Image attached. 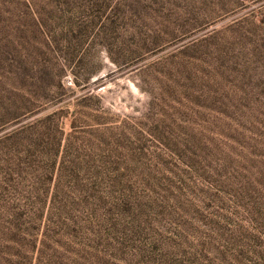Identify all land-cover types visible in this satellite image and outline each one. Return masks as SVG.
<instances>
[{
    "label": "rangeland",
    "instance_id": "1",
    "mask_svg": "<svg viewBox=\"0 0 264 264\" xmlns=\"http://www.w3.org/2000/svg\"><path fill=\"white\" fill-rule=\"evenodd\" d=\"M0 264H264V0H0Z\"/></svg>",
    "mask_w": 264,
    "mask_h": 264
}]
</instances>
